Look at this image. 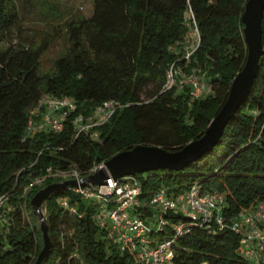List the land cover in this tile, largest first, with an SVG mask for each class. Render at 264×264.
Masks as SVG:
<instances>
[{"label":"trees","instance_id":"trees-1","mask_svg":"<svg viewBox=\"0 0 264 264\" xmlns=\"http://www.w3.org/2000/svg\"><path fill=\"white\" fill-rule=\"evenodd\" d=\"M92 1L89 18L64 24L70 46L56 60L52 74H39L49 41L0 49V196H7L9 209L0 210L4 218L0 264H34L42 248L30 206L41 187L25 193L33 180L47 176L49 169L52 173L76 170L86 176L113 155L139 144L181 149L203 135L245 63L241 16L247 0ZM15 3L0 0V43L16 24ZM192 21L199 41L184 61L180 42L193 29ZM261 39L263 54L251 92L217 144L180 171L137 174L141 188L137 214L151 215L149 202L159 189L176 194L193 185L202 192L225 195L223 216L229 224L264 201V12ZM174 44L181 47L180 60L170 52ZM173 64L185 74L203 76L211 92L193 99L188 87L180 92L174 86L167 88V72ZM45 95L72 98L75 111L68 114L60 132L31 135L30 112ZM111 101L119 107L94 128L98 140L84 134L75 138L72 121L79 115L90 117ZM60 181L47 176L43 186ZM60 198H66L75 211L63 208ZM44 210L51 249L42 264H138L134 255L120 252L96 225L94 204L70 189L53 193ZM165 218L184 230L171 246L174 264H264V250L256 261H249L240 235L230 229H208L180 214ZM159 234L160 238L173 235L168 227Z\"/></svg>","mask_w":264,"mask_h":264},{"label":"built area","instance_id":"built-area-1","mask_svg":"<svg viewBox=\"0 0 264 264\" xmlns=\"http://www.w3.org/2000/svg\"><path fill=\"white\" fill-rule=\"evenodd\" d=\"M193 20V17H191ZM193 22L196 35L194 46L184 45V61L189 60L190 54L196 49L199 41L197 29ZM188 42V41H186ZM182 59V58H180ZM179 59V60H180ZM176 87L180 92L184 87L190 89V96L199 99L211 92L210 86L203 76L185 74L174 64L167 72L166 87ZM119 107L117 102H106L96 108L90 117L77 116L72 121L75 138L79 134L98 140V133L94 128L106 122ZM76 104L72 98H54L45 95L38 106L30 112L28 132L31 135L39 132L58 133L62 130L68 114L75 111ZM99 166L92 168L86 176L76 170L53 171L47 170V176L61 179L60 183L76 180L77 184L69 186L72 193L78 195L84 202L95 206L93 219L106 232V238L120 252H128L135 256L138 264H174L172 244L184 232L180 224H170L165 218L167 214H180L197 225L208 229H230L240 235L243 255L249 261H256L264 250V201L257 203L250 212L241 213L232 223H226L223 216L225 195L202 192L198 185L176 194H169L165 189L156 191L150 199L152 209L150 216L136 213L140 204L141 188L135 176H125L118 180L109 177L102 186L91 184L82 185L79 180L92 175ZM47 176L33 180L25 189V193L33 187H41ZM7 196H0V210L7 208ZM58 203L74 212L66 198H60ZM171 228L170 238H160L161 232Z\"/></svg>","mask_w":264,"mask_h":264},{"label":"water","instance_id":"water-1","mask_svg":"<svg viewBox=\"0 0 264 264\" xmlns=\"http://www.w3.org/2000/svg\"><path fill=\"white\" fill-rule=\"evenodd\" d=\"M263 12L264 0L246 1L241 16L242 33L247 48L246 60L241 70L233 78L224 104L215 117L209 121L201 137L190 141L177 151H169L159 146L136 145L113 155L102 163L92 175L79 180L78 183L102 186L109 177L118 180L125 176H135L153 171H180L211 151L228 122L235 116L244 98L250 94L253 81L259 71V60L263 54L261 39ZM76 184V180L51 183L41 188L30 199L32 212L39 221L42 240V248L34 264H42L51 249L47 220L42 212V207L53 193L66 190L69 186Z\"/></svg>","mask_w":264,"mask_h":264},{"label":"rangeland","instance_id":"rangeland-1","mask_svg":"<svg viewBox=\"0 0 264 264\" xmlns=\"http://www.w3.org/2000/svg\"><path fill=\"white\" fill-rule=\"evenodd\" d=\"M15 5L18 16L16 24L5 35L0 43V49L35 47L40 42L49 41V48L40 59L39 74L41 76L52 74L56 60L68 53L70 44L63 31L64 24L72 20L89 18L93 12L92 0H60L59 2L16 0ZM190 26H192L191 23ZM189 31L185 39L180 42L183 46L195 45V32L193 29H189ZM170 52L178 60L180 59V53H182L180 46L172 45ZM43 187L41 186V188ZM42 212L45 216L44 206ZM1 216H3L2 212H0V231L4 223V218ZM34 218L39 228L38 218L35 215ZM261 259L263 260V257Z\"/></svg>","mask_w":264,"mask_h":264}]
</instances>
